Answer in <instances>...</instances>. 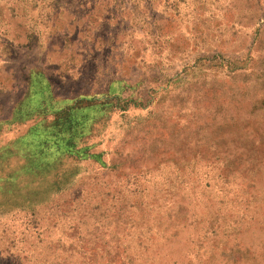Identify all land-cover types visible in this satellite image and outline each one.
Wrapping results in <instances>:
<instances>
[{"label": "rangeland", "instance_id": "374dc122", "mask_svg": "<svg viewBox=\"0 0 264 264\" xmlns=\"http://www.w3.org/2000/svg\"><path fill=\"white\" fill-rule=\"evenodd\" d=\"M0 264H264V0H0Z\"/></svg>", "mask_w": 264, "mask_h": 264}]
</instances>
